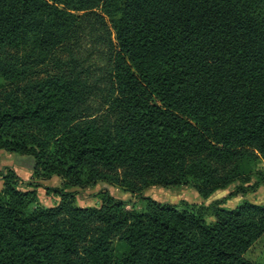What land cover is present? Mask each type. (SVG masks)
<instances>
[{
    "label": "trees",
    "instance_id": "16d2710c",
    "mask_svg": "<svg viewBox=\"0 0 264 264\" xmlns=\"http://www.w3.org/2000/svg\"><path fill=\"white\" fill-rule=\"evenodd\" d=\"M0 150L67 187L264 181V0H0ZM0 190V264H255L264 204ZM207 215L214 217L208 221Z\"/></svg>",
    "mask_w": 264,
    "mask_h": 264
},
{
    "label": "rangeland",
    "instance_id": "374dc122",
    "mask_svg": "<svg viewBox=\"0 0 264 264\" xmlns=\"http://www.w3.org/2000/svg\"><path fill=\"white\" fill-rule=\"evenodd\" d=\"M260 167L264 170V164H261ZM10 169L19 176V188L23 190L35 189L39 204L45 207H51L60 202L59 195L54 191L58 189L73 192L76 205L80 207L100 206L105 193L125 201L128 209L139 211L145 210L147 198L161 203L175 204L178 207L183 206V203L208 207L217 203L222 207L232 209L246 201L264 204V181L260 182L254 189L250 187L258 182V176H254L251 182L245 183L246 188H248L246 191H237V187L241 184V181L238 180L205 198L199 193L197 183L193 181L179 185H149L140 191H131L105 181L86 186L67 187L65 179L61 176H36L33 172L34 161L31 157L5 150H0V190L3 188V175L8 173ZM206 219L211 221L214 217L207 215ZM244 256L252 263L264 264V234L253 243Z\"/></svg>",
    "mask_w": 264,
    "mask_h": 264
}]
</instances>
